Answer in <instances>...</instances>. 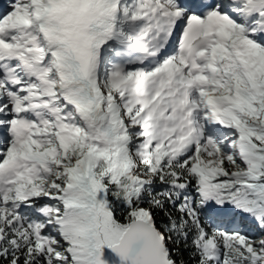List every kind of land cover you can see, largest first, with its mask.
<instances>
[{"label": "snow or ice", "instance_id": "obj_1", "mask_svg": "<svg viewBox=\"0 0 264 264\" xmlns=\"http://www.w3.org/2000/svg\"><path fill=\"white\" fill-rule=\"evenodd\" d=\"M0 264H264V0H7Z\"/></svg>", "mask_w": 264, "mask_h": 264}, {"label": "rangeland", "instance_id": "obj_2", "mask_svg": "<svg viewBox=\"0 0 264 264\" xmlns=\"http://www.w3.org/2000/svg\"><path fill=\"white\" fill-rule=\"evenodd\" d=\"M6 6H7V1H6Z\"/></svg>", "mask_w": 264, "mask_h": 264}]
</instances>
